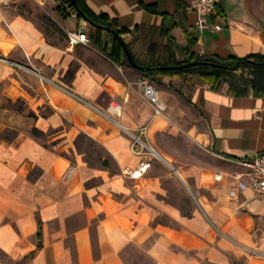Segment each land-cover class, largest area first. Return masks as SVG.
<instances>
[{"label":"crops","instance_id":"1","mask_svg":"<svg viewBox=\"0 0 264 264\" xmlns=\"http://www.w3.org/2000/svg\"><path fill=\"white\" fill-rule=\"evenodd\" d=\"M19 1L0 7V105L23 103L30 117L0 123V264H264V201L242 165L264 154V93L236 92L251 86L253 70L231 71L216 88L199 74L156 77L166 105L156 116L143 99L140 71L88 49L91 43H51L14 11ZM84 1L130 32L123 40L141 62L183 61L193 38L197 56L264 57V0H220L214 22L221 30L203 32L195 30L193 0ZM47 5L66 35L94 31L63 0ZM110 36L102 35L109 46ZM112 101L122 106L119 122L146 127L150 143L169 122L184 120V110L192 115L211 163L183 171L195 192L189 215L164 200L153 170L131 176L147 158L134 155L129 136L101 114ZM33 128L44 136L34 137ZM6 129L13 138H1ZM81 134L109 165L84 159L75 145Z\"/></svg>","mask_w":264,"mask_h":264},{"label":"rangeland","instance_id":"2","mask_svg":"<svg viewBox=\"0 0 264 264\" xmlns=\"http://www.w3.org/2000/svg\"><path fill=\"white\" fill-rule=\"evenodd\" d=\"M13 7L16 13L31 19L45 33L51 43L63 44L66 40L68 44V36L57 25L51 6H39L33 0H20ZM90 48H93L92 44L88 49ZM156 88L160 90L158 84H156ZM13 114H24L25 119L30 117V112L27 111L23 103L13 104L10 100H4L0 105V123L9 122ZM183 118L184 120L169 122V129L156 136L153 143H148L168 163L159 158L150 148L145 152L148 154L149 159L147 160L151 162L150 169L153 170L154 175L160 178L161 186L165 190L164 200L179 207L182 211H191L192 205L195 203L194 185L190 179L185 178L183 171L187 168L206 167L211 163V160L198 137L199 128L192 119V115L184 110ZM15 133L13 130L6 129L1 134V138L11 139ZM79 147L78 151L85 154L84 159L91 166L102 167V159L106 155L98 144L95 142L90 144L86 140L84 143H79ZM178 173L184 177L185 182L182 181Z\"/></svg>","mask_w":264,"mask_h":264},{"label":"trees","instance_id":"3","mask_svg":"<svg viewBox=\"0 0 264 264\" xmlns=\"http://www.w3.org/2000/svg\"><path fill=\"white\" fill-rule=\"evenodd\" d=\"M76 4H73L71 0H63V3L67 5L70 11L76 13L78 19H83L87 21L93 28L94 31L89 33V39L91 44L100 50L103 54H105L108 58H110L114 63L120 66H129V62L127 59L126 54L123 51L121 44L114 39L112 36L111 38V45L109 46L108 42L103 39L102 35L105 32V28L110 27L111 29L115 30L118 35L124 39L130 32L126 29L117 30L110 22L109 18L104 15H96L93 13L85 4L84 0H75ZM57 11L62 10L61 6L56 8ZM195 38L189 41L188 47L185 48L184 52L186 58L180 62H174L171 64H163L158 61H148V62H141L131 52L129 44H126L129 51L131 52L134 60L140 66L147 67L148 70L145 72H140V74L149 79L151 82H155L156 77L159 76H188V75H195L199 74L202 76L208 83L211 84L212 88H216L218 83L223 81L224 76L228 75L231 71L237 70L239 68H250L253 70L254 73V81L249 88L244 89H237L236 92L240 94H246L249 91L253 92L254 94H263L264 93V57L263 56H248L246 58H236L233 56L228 57H201L195 54L190 53V48L194 44ZM190 53V54H189ZM192 62H201L202 64L190 66V67H183L187 64ZM168 67H175L174 69H168ZM257 68H262L263 71H257ZM73 76V70L69 69L65 75V79L69 80ZM31 134L36 138H41L44 136L42 132L33 128L31 130ZM89 141V143H93L90 138L86 135L81 134L77 137L75 141V145L80 149L79 143H84L85 141ZM103 166L109 165L108 162L105 160L102 162ZM186 215H189V211H184ZM38 238L40 233L37 234Z\"/></svg>","mask_w":264,"mask_h":264},{"label":"built area","instance_id":"4","mask_svg":"<svg viewBox=\"0 0 264 264\" xmlns=\"http://www.w3.org/2000/svg\"><path fill=\"white\" fill-rule=\"evenodd\" d=\"M33 1H35L39 6H43L45 4V0ZM219 1L220 0H193L190 8L196 18L195 30L198 32H203L208 29L214 31L221 30L222 25L220 23L214 22V18H216L218 15L217 5ZM12 2L13 0H0V7L8 6ZM67 36L69 47H75L77 45L88 46L91 43L88 34L82 30L70 31L67 33ZM140 86L142 88L143 99L152 108L154 115L164 116L166 105L160 100L156 87L149 79L140 81ZM101 114L109 118L117 128L129 136L130 150L134 155L149 159L147 157L148 154L145 152V150L148 148H150V150L155 154L158 153L148 144L149 141L146 138V127L140 128L137 131H133L126 128L119 122L118 119L122 115V106L120 103L115 101L110 102L107 111L104 113L102 112ZM242 165L249 170L248 176L254 196L257 199L264 201V154H260L254 157L252 160L242 162ZM150 166L151 162L149 160L141 163L138 169L132 171L131 176L134 178L140 177L150 168ZM214 180L216 182H220L222 180V175L216 174L214 176ZM230 195L234 196L233 190L230 192Z\"/></svg>","mask_w":264,"mask_h":264},{"label":"water","instance_id":"5","mask_svg":"<svg viewBox=\"0 0 264 264\" xmlns=\"http://www.w3.org/2000/svg\"><path fill=\"white\" fill-rule=\"evenodd\" d=\"M71 2H72L73 4H76V1H75V0H71ZM104 30H105L107 33L111 34L112 37H113L114 39H116V40L121 44V46H122V48H123V51H124V53H125L126 56H127V59H128V62H129V66H130L131 68H133V69H135V70H138V71H140V72H145V71L148 70L147 67L140 66L139 64L136 63V61L134 60V58H133L131 52L129 51V49H128L126 43H125V41H124V40L118 35V33H117L115 30L111 29L110 27H107V28H105ZM199 64H202V63H201V62H200V63H199V62H192V63H190V64H187V65L183 66V67H190V66H195V65H199ZM174 68H175V67H168V69H174Z\"/></svg>","mask_w":264,"mask_h":264},{"label":"bare ground","instance_id":"6","mask_svg":"<svg viewBox=\"0 0 264 264\" xmlns=\"http://www.w3.org/2000/svg\"><path fill=\"white\" fill-rule=\"evenodd\" d=\"M157 156L159 157V158H162L163 160H165L167 163H168V161L160 154V153H157Z\"/></svg>","mask_w":264,"mask_h":264}]
</instances>
